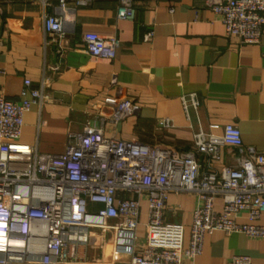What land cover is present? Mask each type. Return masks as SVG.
I'll use <instances>...</instances> for the list:
<instances>
[{"label": "crops", "instance_id": "obj_1", "mask_svg": "<svg viewBox=\"0 0 264 264\" xmlns=\"http://www.w3.org/2000/svg\"><path fill=\"white\" fill-rule=\"evenodd\" d=\"M58 6L59 0H0V95L19 100L25 79L42 94L23 116L20 142L38 153H61L73 143L69 135L88 125L106 137L187 151L198 129L221 134L233 123L244 146L264 152V31L255 44L226 35L205 0H133L132 19L117 16L118 0H66L63 10ZM55 10L64 15L63 34L46 43L44 15ZM87 32L115 37L120 45L111 58L95 59L82 41ZM191 93L198 105L188 102L184 110L181 98ZM105 98L137 109L115 120ZM163 117L170 128L157 125ZM223 152L224 163L231 162ZM194 204L195 196L186 192H170L166 201L165 218L185 226V244ZM215 207H221L219 198ZM145 213L143 202L140 234ZM70 253L74 264H106L99 261L97 235ZM239 254L264 264V239L218 231L183 264H231Z\"/></svg>", "mask_w": 264, "mask_h": 264}, {"label": "built area", "instance_id": "obj_2", "mask_svg": "<svg viewBox=\"0 0 264 264\" xmlns=\"http://www.w3.org/2000/svg\"><path fill=\"white\" fill-rule=\"evenodd\" d=\"M90 1L75 0L82 5ZM205 1L226 35L259 42L264 0ZM65 3L59 0L57 9ZM134 12L133 0H118V17L132 19ZM63 23L64 15L56 10L44 15L46 43L63 34ZM151 38L152 32L147 33L145 39ZM82 41L95 59L111 58L120 45L115 37L93 32L83 34ZM22 95L19 100L0 95V264H74L70 252L92 235L99 237V261L106 264H183L200 255L205 237L218 231L264 239V152L244 146L235 124H225L221 134L198 129L187 151L106 137L85 125L69 135L73 143L63 152L42 154L19 141L23 116L42 94L25 79ZM104 102L112 106L115 120L137 109L116 98ZM181 102L184 110L188 102L198 105L194 93ZM157 125L170 128L172 122L163 117ZM224 149L229 163H224ZM170 192L195 196L187 244L185 226L165 218ZM143 202L146 219L140 234ZM231 264L252 262L239 254Z\"/></svg>", "mask_w": 264, "mask_h": 264}, {"label": "bare ground", "instance_id": "obj_3", "mask_svg": "<svg viewBox=\"0 0 264 264\" xmlns=\"http://www.w3.org/2000/svg\"><path fill=\"white\" fill-rule=\"evenodd\" d=\"M18 243H20V242H18Z\"/></svg>", "mask_w": 264, "mask_h": 264}]
</instances>
